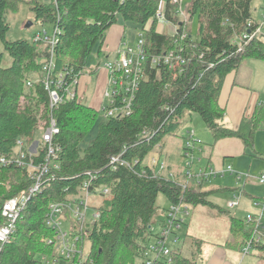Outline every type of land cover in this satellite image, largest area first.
I'll return each mask as SVG.
<instances>
[{
  "label": "trees",
  "instance_id": "trees-1",
  "mask_svg": "<svg viewBox=\"0 0 264 264\" xmlns=\"http://www.w3.org/2000/svg\"><path fill=\"white\" fill-rule=\"evenodd\" d=\"M25 2L42 26L57 28L58 41L50 45L26 40L9 41L7 15L18 11ZM253 0H193L187 8L190 20L197 17L198 39L193 40L190 23H183L172 0L165 4L168 20L179 25L178 35L157 31L156 14L160 0H0V42L12 59L2 67L0 55V154L10 156L17 142L36 144L42 122L55 119L59 134L54 137L56 158L51 164L55 179L34 195L21 212L11 240L0 252V264H39L41 255H56V233L45 224L49 206L67 201L79 193V187L96 175L95 184L111 189V196L98 206L100 219L93 227L81 232L80 247L90 244L86 264H134L142 256L153 237L152 229L164 223L167 210L157 207L159 195L171 204L189 207L207 206L231 218L232 241L227 247L242 252L252 242L257 264H264V237L256 242L258 221L238 219L209 200L211 191L205 182L174 173L171 166L156 175L144 165L154 151L162 152L164 141L177 136L185 121L198 114L215 141L222 138L240 139L246 149H254L255 136L264 123V104L252 116L244 118L237 130L224 124L226 109L219 98L226 77L235 72L234 85L249 86L252 71L249 61L264 62V34L251 40L237 39L260 27L251 14ZM120 17L144 32L145 48L150 58L186 46V64L155 65L149 62L135 95L129 116L100 118V110L83 104L78 98L64 99L51 109L45 86L43 68L53 57L50 73L51 88L63 74V92L78 80L96 48L102 54L107 31ZM249 22L253 26L249 27ZM149 28L146 29V26ZM181 24V25H180ZM187 34L182 41L181 35ZM150 61V60H149ZM31 83V84H29ZM124 94L116 96L121 104ZM96 136L84 147L93 129ZM47 149L39 158L44 162ZM122 155L130 167L114 170L110 158ZM209 165V163H208ZM173 172L174 178L169 174ZM33 181L16 166H0V227L4 224L5 202L32 187ZM245 192L244 189L242 190ZM203 241L193 240L190 257L183 249L172 253L171 264H199Z\"/></svg>",
  "mask_w": 264,
  "mask_h": 264
},
{
  "label": "built area",
  "instance_id": "built-area-1",
  "mask_svg": "<svg viewBox=\"0 0 264 264\" xmlns=\"http://www.w3.org/2000/svg\"><path fill=\"white\" fill-rule=\"evenodd\" d=\"M176 4L177 14L181 17V21L185 24L190 23V15L188 11L183 10L182 0H172ZM157 31L163 32L164 26L173 24L171 35H178L179 25L167 19L165 14V4L159 9L156 14ZM148 24L146 29L149 28ZM181 25V24H180ZM249 27L253 26L249 22ZM261 26L257 27L254 32L249 31L244 33L240 39H237L239 50L242 49L240 40H251L256 34L261 33ZM59 30L53 29L52 34L43 30L35 35L34 42L45 43L50 45L51 52L57 43ZM144 32L139 33L134 44H130L127 39L121 42L118 49L117 57L105 65V69L109 74L108 90L105 93L106 102L100 108L105 118L117 116H129L132 113V105L136 93L139 90L142 79L145 75V70L151 62V67L159 64L172 66L179 62L184 65L187 62L185 56L186 46H181L177 50H171L163 55H156L150 58V54L145 48ZM187 34L184 32L181 35V40L184 41ZM242 41V40H241ZM150 60V61H149ZM53 68V57L44 65L45 86L49 92V101L51 109L57 108L64 99L73 100L79 99L77 90V80L71 86L60 91L63 84V74L58 75L55 88H51L50 73ZM31 84V83H29ZM74 86H76L74 88ZM124 94L121 104L117 103L118 95ZM59 134V128L55 119L45 122L41 130V139L36 144L27 145L24 140L17 142L14 153L10 156L0 154V166H16L23 169L27 176L33 181L30 189L22 191L16 197H13L5 202L2 208V216L5 221L0 227V252L2 247L8 243L16 230V223L20 217L21 212L25 209L29 200L41 192L45 185L51 180L55 179V174L51 167L55 170L59 169L58 164H51L50 162L56 158L57 149L53 146L54 137ZM195 133L192 132L189 138L193 139ZM194 141L187 142L183 149V166L184 175L189 179H196L197 182H207L218 175L228 172L235 176L237 180H242L247 175L237 173L232 166H228L226 170H215L209 167L199 166L202 162L201 158L197 157L196 147ZM46 148L44 162H40L35 158H39L41 149ZM200 152V149H198ZM110 164L114 170L119 166L130 167V164L123 159L122 155H115L110 158ZM145 165V164H144ZM154 170L156 175H160L167 170L165 162L153 159L150 165H146ZM170 178H174V174L170 172ZM87 178L79 187V193L73 194L69 200L52 203L49 206V211L46 215L45 224L48 228L56 233V255L40 257L39 264H86L89 258V253L85 252V248L80 247L81 232L93 227L100 219V210L98 206L102 201H105L111 196V189L107 186L96 185V175L89 174ZM259 182L264 184V175L259 177ZM92 198H98V201H93ZM238 202L230 204L231 207H236ZM90 209L92 214H89ZM190 215L189 208L186 204H171L165 214L163 225L160 227V232L153 236L155 237V244L150 247L147 246L139 261L134 264H171L172 253L177 250L168 246V241L172 239L173 243H179V232L183 228L187 217ZM262 218V213L259 216H249L247 221L251 222L254 219L259 222ZM67 225L69 229L63 226ZM257 225V229H258ZM255 234L254 240L259 242L263 236L259 229ZM252 251V242L247 243L243 248V255H248Z\"/></svg>",
  "mask_w": 264,
  "mask_h": 264
},
{
  "label": "rangeland",
  "instance_id": "rangeland-1",
  "mask_svg": "<svg viewBox=\"0 0 264 264\" xmlns=\"http://www.w3.org/2000/svg\"><path fill=\"white\" fill-rule=\"evenodd\" d=\"M52 0H44L45 3H51ZM168 0H160V8L163 4H166ZM193 0H182L183 10L187 11V8L191 5ZM159 8V9H160ZM251 14L253 20L261 26L262 33L264 34V0H253L251 5ZM7 22L10 25V30L7 34V40L17 41L26 40L30 43L34 42L35 35L39 34L43 30H46L49 34H52L53 28L50 25L42 26L34 21V14L30 10L28 4L25 2L19 3L18 11L15 13H10L7 15ZM29 23H32L28 27ZM113 27H123L125 29V38L130 44H134L139 33H141V28L133 23H125L120 17H118L117 23ZM198 19L197 17L190 20L189 28L191 31V37L193 40L198 39ZM110 28L107 34L111 31ZM167 33L168 31L165 30ZM106 34V36H107ZM2 54V67L6 68L12 64V59L7 52L4 51L3 45L0 42V55ZM114 60V54L112 51L108 50V45L103 46L102 54L98 53V48L92 53L87 67L83 70L81 76L77 80V90L79 100L87 105L91 106V100L93 92L96 88V79L93 74L97 66L103 67L108 62ZM254 63V62H252ZM251 67L255 70V79L252 85L251 95L253 97H260L264 100V62L255 63ZM229 74L228 76H230ZM83 76H90L93 78L91 82L87 84V92L83 89V83H81V78ZM227 76V78H228ZM226 78V80H227ZM225 80V82H226ZM225 83L221 92V98H226L227 88L225 89ZM76 86H74L75 88ZM225 89V90H224ZM249 108L247 109V111ZM104 114L100 113L99 120L104 118ZM229 112H227L224 124L227 126L229 121ZM44 122L41 123L39 128V134L37 135V142L41 139V130L44 127ZM194 132L195 137L193 139L189 138L190 133ZM97 127L93 129L91 135L86 140L84 147L90 143V141L96 136ZM194 141L196 144V154L197 157L202 158L203 163L207 159L213 156V136L212 133L206 128L205 123L198 114H193L190 118L185 121L181 130L178 132L177 136H169L165 139L164 147L162 152L154 151L152 152L144 161L145 165H150L153 159L165 162L167 159L169 162H177L179 166L183 167L184 160L179 157L180 149L186 145L187 142ZM202 148V151L198 152V149ZM243 148V145H242ZM182 149V153H183ZM181 153V156H182ZM244 153V151H243ZM183 160V161H182ZM233 161V170L237 173L247 175L242 180H237L234 175L227 174L224 178L214 179L211 183L213 188H217L211 195L210 199L215 204L227 209L231 215L238 219H246L249 216H259L264 208V202L257 203L253 202L251 196L264 198V185L259 182V177L264 175V123L261 125V129L257 131L255 136V147L254 149H247L242 157L236 159H231ZM210 168V167H209ZM214 169V168H212ZM184 171V169H183ZM234 176V177H233ZM208 188V183L205 184ZM243 188L245 192L243 193ZM92 200L98 201V198H92ZM238 202V206L231 207L230 204L233 202ZM263 204V205H262ZM171 206V203L164 195H159L157 199V207L160 210H167ZM260 208V210H259ZM190 215L187 217V222L184 224L183 228L179 232L180 242L173 243L172 239L168 241V246L175 249H183V254L186 257H190L194 248L193 240L200 239L203 243V256L206 258L207 250L215 248L216 245H224L231 240V218L229 215H222L218 213L217 210L212 209L207 206H197L189 207ZM89 214H92L90 209ZM165 219V215L162 219ZM69 229L67 225L63 226ZM258 229L260 232L264 231V216L261 218ZM160 232V226L155 225L152 229L153 236H156ZM264 233V232H263ZM155 237H151L148 247L155 244ZM90 244L85 245V252L89 253ZM51 256V255H41ZM40 256V257H41ZM248 260L253 261L257 264L256 258L253 252L247 255ZM139 260H137L138 262Z\"/></svg>",
  "mask_w": 264,
  "mask_h": 264
},
{
  "label": "crops",
  "instance_id": "crops-1",
  "mask_svg": "<svg viewBox=\"0 0 264 264\" xmlns=\"http://www.w3.org/2000/svg\"><path fill=\"white\" fill-rule=\"evenodd\" d=\"M111 28H112L111 31L106 36L104 47H105V44L108 45V50L112 51V53L114 54V59H115L117 57L118 49L121 45V42L127 38H125V29L123 27L122 28L121 27H111ZM165 30L168 31L167 33H171L173 30V24H167L166 26H164L163 32H165ZM262 62L263 61H249L248 62L247 64L248 68H250V70L252 71V79L249 83V86L234 85L235 72L231 73V75L228 76V78L226 77L227 80L225 79L226 82L224 83L226 84L225 89L227 88V95L224 101L220 95L219 104L226 109V114L227 112H229L230 117H229V121L227 122L228 123L227 127L232 128L233 130H237L240 127L241 122L244 118L252 116L258 105L264 104V100H261L259 96L253 97V95H251L252 94L251 91L253 90L252 85L255 79V70L251 67L250 63H252L253 65L255 63L257 64V63H262ZM93 72H94L93 74H96L94 78L96 79V88L93 92L94 94L92 96L90 107L96 110H100L102 105H104V103L106 102V98L104 95L106 91L108 90L109 74H108V71L105 69V66L103 67L97 66L96 70ZM91 80H93V78H91L90 76H86V77L83 76L81 78V83H83V89L86 92L88 91L87 84L91 82ZM248 108L249 110L247 111ZM242 145H243V148H242ZM212 147H213V156L209 157L205 163H203V160L201 158L202 162L199 166L214 168L215 170H218V171L226 170L228 166L234 167L233 161L231 162L230 160L236 159V157L238 158L242 157L243 154H245V151H247L243 142L240 139L235 138V137L222 138L217 141L214 140ZM182 149L183 148H181L179 152L180 154L179 157L181 159L183 158V156H181ZM200 151H202L201 147H200ZM165 163L167 166H171L170 170L173 171L174 173L184 172L183 171L184 166L183 167L179 166L177 162L171 163L167 159H165ZM227 174H230V173L225 172L224 174L218 175L217 177H214L210 179L209 181L205 182V184L208 183L209 185V187L208 188L205 187V189L208 191H211L212 194L215 193L214 191L217 188H213L212 186H210L212 185L211 182L214 179L224 178ZM260 184L264 185L262 183ZM248 196L251 197L252 200H256L253 202H256L257 205L258 203L264 202V198L251 196L250 194H248ZM210 197H209V200H211ZM261 213L263 217L264 208L261 211ZM259 232H260V229H259ZM263 232L264 231L260 232V234L264 237ZM231 241H232V234H231V240L228 241L227 243ZM227 243L224 245H216L215 248L207 250L206 258L202 254V260L199 264H256L255 262L248 260L247 255H243L242 252L232 249L230 247H227L226 246ZM202 252H203V246H202Z\"/></svg>",
  "mask_w": 264,
  "mask_h": 264
},
{
  "label": "water",
  "instance_id": "water-1",
  "mask_svg": "<svg viewBox=\"0 0 264 264\" xmlns=\"http://www.w3.org/2000/svg\"><path fill=\"white\" fill-rule=\"evenodd\" d=\"M32 25V23H29L28 27H30Z\"/></svg>",
  "mask_w": 264,
  "mask_h": 264
}]
</instances>
